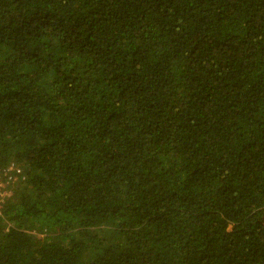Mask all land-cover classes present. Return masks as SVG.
Returning a JSON list of instances; mask_svg holds the SVG:
<instances>
[{
    "label": "trees",
    "instance_id": "trees-1",
    "mask_svg": "<svg viewBox=\"0 0 264 264\" xmlns=\"http://www.w3.org/2000/svg\"><path fill=\"white\" fill-rule=\"evenodd\" d=\"M9 164L0 264H264V0H0Z\"/></svg>",
    "mask_w": 264,
    "mask_h": 264
},
{
    "label": "built area",
    "instance_id": "built-area-1",
    "mask_svg": "<svg viewBox=\"0 0 264 264\" xmlns=\"http://www.w3.org/2000/svg\"><path fill=\"white\" fill-rule=\"evenodd\" d=\"M21 176V170L14 164H9L0 170V209L3 201L11 195V186Z\"/></svg>",
    "mask_w": 264,
    "mask_h": 264
},
{
    "label": "rangeland",
    "instance_id": "rangeland-1",
    "mask_svg": "<svg viewBox=\"0 0 264 264\" xmlns=\"http://www.w3.org/2000/svg\"><path fill=\"white\" fill-rule=\"evenodd\" d=\"M13 185H14V184H13ZM13 185H12V186H13ZM12 186H11V188H12ZM39 236H40V235H39Z\"/></svg>",
    "mask_w": 264,
    "mask_h": 264
}]
</instances>
